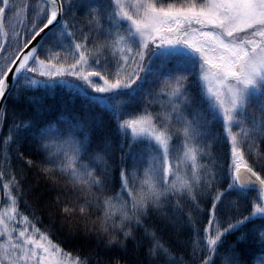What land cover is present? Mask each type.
<instances>
[{
  "label": "snow or ice",
  "instance_id": "obj_1",
  "mask_svg": "<svg viewBox=\"0 0 264 264\" xmlns=\"http://www.w3.org/2000/svg\"><path fill=\"white\" fill-rule=\"evenodd\" d=\"M57 87L74 94L58 115ZM9 119L0 264H253L264 248V0H0ZM32 168L77 255L20 209Z\"/></svg>",
  "mask_w": 264,
  "mask_h": 264
},
{
  "label": "trees",
  "instance_id": "obj_2",
  "mask_svg": "<svg viewBox=\"0 0 264 264\" xmlns=\"http://www.w3.org/2000/svg\"><path fill=\"white\" fill-rule=\"evenodd\" d=\"M74 95L73 93L67 92L59 87L55 90L48 92L45 94V102L48 104L53 105V112L54 114H60L64 110V108L68 105H71L72 100L70 97ZM8 109L12 107L11 101H5ZM11 119L6 122L0 123V156L3 155V145L2 140L3 137L7 135V130L9 124H11ZM16 145H12L13 151L10 153L12 157V162L14 166H17L19 161H17L16 156L17 153L15 152ZM26 156H29V151L27 147L22 149ZM33 158L34 157H30ZM38 169L32 168L26 172L27 179L24 181L26 187V195L21 199L20 202V209L25 213L28 214L33 210V208L37 209L36 217L40 221L37 224V227L41 228L42 230H50V239L53 242L58 243L65 251L70 252L73 256L77 255L79 251H81L80 242L78 241H69L66 238V234L64 231L59 230V223L55 225V227H51V220L49 216V211L46 209H42L41 205L45 204L50 199L55 198V193H49L45 184V180L42 179L40 176L37 175ZM0 196H2V184H0ZM39 197L37 201L35 198ZM28 202V206L26 207L24 201ZM0 207H3V204L0 203ZM154 224L152 218H149L146 227H149ZM237 233L236 235H239ZM186 235H181L177 237L175 234L171 232L164 233V242L167 243L169 241H176L181 240L183 241L186 239ZM252 262L253 264H264V248L261 247L259 244L252 245ZM83 250H87L85 247ZM132 259H136L135 254H130Z\"/></svg>",
  "mask_w": 264,
  "mask_h": 264
}]
</instances>
